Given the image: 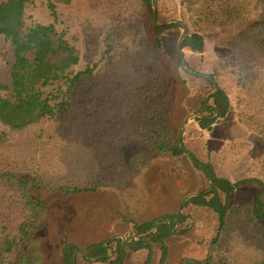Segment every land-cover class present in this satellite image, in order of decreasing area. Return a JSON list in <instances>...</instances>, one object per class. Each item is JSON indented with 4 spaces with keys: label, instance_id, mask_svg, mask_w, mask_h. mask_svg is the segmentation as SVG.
<instances>
[{
    "label": "trees",
    "instance_id": "16d2710c",
    "mask_svg": "<svg viewBox=\"0 0 264 264\" xmlns=\"http://www.w3.org/2000/svg\"><path fill=\"white\" fill-rule=\"evenodd\" d=\"M28 2L0 0V36L10 41L13 51L11 97H0V143L17 151L12 134L56 122L71 112L78 128L64 131L57 125L55 137L39 148L40 159H35L33 167L21 166L18 158H0V264H13L9 259L25 251L44 230L50 211L44 193L122 191L131 176L148 168L154 155H185L171 124L174 100L168 76L159 65L161 45L144 30L143 15L153 10L155 0L50 1L54 23L49 25L27 23ZM59 4L76 6L81 12V47L72 45L67 32L57 28ZM187 12L195 33L185 37L182 48L201 53L203 33L223 32L221 43L233 54L232 67L238 78L239 123L264 142V0H194ZM176 27L183 26L171 23L156 30L161 34ZM82 54L87 63L76 70L71 60L80 62ZM212 99L213 105L205 104V110L225 118L232 108L228 91L221 86ZM198 120L208 130L214 123L210 117ZM129 144L140 148L125 156L123 147ZM190 156L212 187L192 197L185 207L209 208L220 225L206 257L186 258L182 264H264V153L250 169L259 170L256 181L262 190L238 207L231 206L232 194L249 179L233 183L210 163ZM73 159H83L85 171L63 176L61 165ZM96 167L99 171L94 174ZM188 219L168 214L136 225L137 238H131L127 248L115 239L112 260L114 249L104 244L88 247L86 258L127 264L129 252L144 250L149 253L146 264H150L153 246L160 244L159 264H165L169 255L166 239L185 234L187 228L177 231V226ZM80 250L75 244L64 246V264H77Z\"/></svg>",
    "mask_w": 264,
    "mask_h": 264
},
{
    "label": "rangeland",
    "instance_id": "374dc122",
    "mask_svg": "<svg viewBox=\"0 0 264 264\" xmlns=\"http://www.w3.org/2000/svg\"><path fill=\"white\" fill-rule=\"evenodd\" d=\"M26 20L29 25L54 23L49 2L57 0H28ZM194 0H158L157 17L153 10L145 11L143 24L146 36L159 42V65L168 76L171 95L174 103L171 108V124L181 135L184 131L182 145L192 153L199 162L211 164L219 175L233 183H242L232 194L231 206L238 207L255 199L262 186L256 181L259 170L250 169L264 153L263 138L238 120V78L232 67L233 54L222 45L223 32L219 30L203 33L205 47L196 52L184 48L187 63L182 68L179 60L178 44L183 27L171 28L158 34V24L180 20L188 27L189 35L195 30L189 21L187 8ZM75 7V8H74ZM59 4L57 28L66 31L68 39L81 47L84 37L83 17L77 7ZM183 26V25H182ZM84 54L80 62L71 60L74 69L85 68ZM13 51L10 41L0 36V97H11V69ZM206 76V77H205ZM210 78L209 79H207ZM215 84L228 91L231 99V111L225 118L206 111L205 104H213L209 95L215 92ZM99 110L96 111V113ZM210 117L214 123L211 128L203 129L197 115ZM194 115L187 126L184 124ZM74 117V118H73ZM75 113H68L58 121H47L29 130L12 134L14 151L0 143V158L21 159L23 167H33L38 158L39 149L55 137V127L63 126L64 131L76 130ZM63 124V125H62ZM124 148V155L129 156L139 145L129 144ZM83 159L65 161L60 173L65 177L85 171ZM96 167L92 172L97 174ZM250 171L251 173H248ZM129 178L124 190L101 188L97 192L68 195L62 193H44L43 198L49 204L46 226L33 242L21 253L9 259L13 264H60L62 253L60 248L66 243L87 244L93 241L107 243L114 239H122L125 243L136 236V225L157 220L168 214H180L189 219L177 226V231L187 228L186 233L176 234L166 239L169 249L165 264H182L186 258L204 259L209 245L219 230V219L209 208L190 205L182 207V203L191 194L210 191L212 183L206 174L195 166L186 155L179 158L154 155L148 168ZM143 185V187H141ZM71 242V243H70ZM86 247V246H85ZM162 245L153 246L151 264H158L162 257ZM81 250L84 249L80 248ZM81 256V257H80ZM82 263H86L79 255ZM148 252L130 253L127 264H146ZM62 259V261H61Z\"/></svg>",
    "mask_w": 264,
    "mask_h": 264
},
{
    "label": "flooded vegetation",
    "instance_id": "af4514ba",
    "mask_svg": "<svg viewBox=\"0 0 264 264\" xmlns=\"http://www.w3.org/2000/svg\"><path fill=\"white\" fill-rule=\"evenodd\" d=\"M174 23H176V22H174ZM168 24H171V23H166V24H160V26L161 25H168ZM180 24V23H179ZM183 29H184V27H183ZM188 35H189V33H188ZM182 36V35H181ZM185 39V38H184ZM184 41V40H183ZM182 44H183V42H182ZM184 50V49H183ZM178 51H179V49H178ZM179 60H180V62L182 63V66L185 64V66L187 67V63H186V60H185V55H184V53H182V55H180V53H179ZM184 60V61H183ZM187 71L189 72V73H191V74H193V75H195L196 73H194V72H192V71H189L188 69H187ZM199 75V77H202L203 75H200V74H198ZM206 77V76H205ZM208 79V78H207ZM211 81V80H210ZM219 92V91H218ZM218 92H213L214 94H211V96L209 95V97H208V100H207V103L209 102V99L211 100L212 99V97H213V95H215V94H217ZM213 100V99H212ZM209 104V103H208ZM209 105H213V104H209ZM199 118H202V117H206V116H202V115H197ZM198 118V119H199ZM211 119V118H210ZM190 154V153H189ZM189 159V158H188ZM192 159V158H191ZM197 159V158H196ZM198 160V159H197ZM194 164H195V162L193 161V160H191ZM197 167V166H196ZM191 199V198H190ZM189 199V200H190ZM188 200V201H189ZM187 203V202H186ZM186 203H185V205H186ZM182 205H183V203H182ZM185 205L184 206H182V207H185ZM136 236H134V237H132V238H135ZM137 238V237H136ZM122 240V239H121ZM123 241V240H122ZM129 241H131V239H129L127 242H129ZM123 243H124V247H128V244L127 243H125L124 241H123ZM72 244V243H71ZM97 244H104V246H105V244H106V246L105 247H108V249H114V252L112 253V251H110L111 252V255H113V258L115 257V254H116V250H117V243L115 242V239L113 240V241H111L108 245H107V243H97ZM66 245H68V243L66 244ZM65 245V246H66ZM93 245H96V244H93ZM91 245H89L88 247H90ZM87 247V248H88ZM64 248V247H63ZM86 248V249H87ZM85 249V250H86ZM63 250V249H62ZM62 250H61V253H62ZM85 250H80V251H78L77 253H76V262H77V258H78V256L79 255H83V256H85V254L83 253V251H85ZM86 253H87V251H86ZM130 253H132V252H129V255H130ZM111 255H110V260H112L113 258H111ZM88 256V253H87V255L85 256V257H87ZM62 257H63V255H62ZM89 259V258H88ZM128 259V258H127ZM147 259H148V257H147ZM63 261H64V259H63ZM152 261V260H151ZM146 263H147V261H146ZM151 264V263H150ZM159 264V263H158Z\"/></svg>",
    "mask_w": 264,
    "mask_h": 264
},
{
    "label": "water",
    "instance_id": "95a60500",
    "mask_svg": "<svg viewBox=\"0 0 264 264\" xmlns=\"http://www.w3.org/2000/svg\"><path fill=\"white\" fill-rule=\"evenodd\" d=\"M157 5H158V0H155V8H154L155 19H156V17H157ZM174 22H176V23H180V24L183 25V27H184V30H183L182 36H181V38H180V40H179V44H178L179 53H180V55H182V53H183L182 42H183L184 38L188 35V27H187V25H185V24H184L182 21H180V20H174V21H172V22H170V23H174ZM156 25L159 26L160 24H158V23L156 22ZM183 61H184V60H183ZM182 68L185 69V70H187L185 64L182 66ZM195 75H198V74H195ZM198 76H199V75H198ZM207 78H208V77H207ZM208 79L210 80V78H208ZM215 88H216L215 92H218V91H219V87H218L216 84H215ZM215 92H214V93H215ZM214 93H212V94H214ZM210 96H211V95H210ZM193 116H194V115H192V116H190V117L188 118V120H187L186 123L184 124V127L187 126V122H189V120H190ZM183 134H184V131L181 132L180 139H179V140H180V145H181L180 148L184 151L185 155H186L190 160H192V159H191V156H190V154H189V152H188L185 148L182 147ZM197 195H198V194H191V195L187 196L186 199L184 200L182 206H184L185 203H186L190 198L195 197V196H197ZM83 253L87 255L86 251H83Z\"/></svg>",
    "mask_w": 264,
    "mask_h": 264
},
{
    "label": "crops",
    "instance_id": "0c3cea01",
    "mask_svg": "<svg viewBox=\"0 0 264 264\" xmlns=\"http://www.w3.org/2000/svg\"><path fill=\"white\" fill-rule=\"evenodd\" d=\"M139 176H142V174H139ZM141 187H143V185L141 186ZM111 241H109L108 242V244L110 243ZM71 243V242H70ZM97 243H103V241L101 242V241H93V242H90V243H87V244H81V243H72V244H75V245H77L79 248H83V246H84V249L83 250H85L89 245H93V244H97ZM67 244V243H66ZM65 244V245H66ZM69 244V243H68ZM65 245H63L61 248H60V251L63 249V247L65 246ZM86 246V247H85ZM105 246H106V244H105ZM86 251V250H85ZM147 252V251H146ZM149 254V253H148ZM85 256H86V254H85ZM85 256H83L82 255V257H83V259L86 261V263L84 262V263H82V261H81V259H80V257H78L77 258V264H110V260H108V261H104V262H100V261H96V260H93V259H91V258H89V259H87ZM153 257V256H152ZM111 258H113V255H111ZM62 259H63V257H62ZM62 259H61V261H62ZM60 264H62V262H60ZM63 264H64V261H63Z\"/></svg>",
    "mask_w": 264,
    "mask_h": 264
}]
</instances>
